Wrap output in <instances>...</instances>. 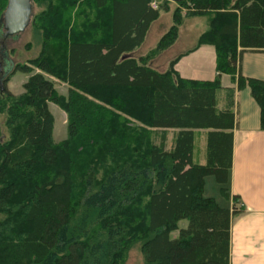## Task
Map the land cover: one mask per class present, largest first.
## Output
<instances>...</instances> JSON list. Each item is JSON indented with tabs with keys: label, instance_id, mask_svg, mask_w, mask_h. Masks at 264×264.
<instances>
[{
	"label": "trees",
	"instance_id": "trees-1",
	"mask_svg": "<svg viewBox=\"0 0 264 264\" xmlns=\"http://www.w3.org/2000/svg\"><path fill=\"white\" fill-rule=\"evenodd\" d=\"M33 1L45 6L31 20L40 51L0 72V264H125L133 245L146 264H229L239 211L205 197L204 178L225 184L232 163L234 90L220 109L222 74L249 87L264 130V80L239 69L243 50L264 49V0H181L172 10L168 0ZM181 7L209 20L194 47H215L211 81L181 78L180 55L164 71L150 64L177 39ZM162 10L171 25L132 55ZM16 71L27 75L17 94ZM49 102L67 114L60 141ZM199 129L203 164L193 160Z\"/></svg>",
	"mask_w": 264,
	"mask_h": 264
},
{
	"label": "crops",
	"instance_id": "crops-1",
	"mask_svg": "<svg viewBox=\"0 0 264 264\" xmlns=\"http://www.w3.org/2000/svg\"><path fill=\"white\" fill-rule=\"evenodd\" d=\"M208 27V19L202 24L185 19L179 26L177 39L167 48L172 49V55L165 63L161 60L160 54L167 49L162 51L150 60L151 66L157 71H164L168 61L180 55L174 64V69L181 78L197 81L213 80L216 75L215 47L210 43H201L194 47L200 35ZM142 45L143 43L140 46ZM139 47L131 54L141 55L138 52ZM239 69L245 77L264 80V49L243 50L239 59ZM228 89L234 90L232 110L235 117L232 163L228 171V180L221 186L226 188L228 196L223 203L215 194L207 193L208 179L211 175L204 178L203 195L213 197L221 207L230 210L235 207L239 211L231 218L229 264H264V130L260 127V108L248 86L238 89L235 80L224 73L221 75V88L217 92L220 109L227 105ZM172 132L168 136L169 140ZM205 133L206 130H195L193 155L196 151V138L201 140L196 152L198 162L194 157L193 160L200 164L205 163L206 160ZM233 197H236L235 201Z\"/></svg>",
	"mask_w": 264,
	"mask_h": 264
},
{
	"label": "rangeland",
	"instance_id": "rangeland-1",
	"mask_svg": "<svg viewBox=\"0 0 264 264\" xmlns=\"http://www.w3.org/2000/svg\"><path fill=\"white\" fill-rule=\"evenodd\" d=\"M159 4H164L166 0H158ZM170 1V0H168ZM176 5L175 2L170 1L169 7L172 10ZM45 6L37 4L32 0V14L29 25L25 28L24 31L4 37L3 32L4 29L0 31V72L1 74H8L11 72L14 65L18 62H24L28 61L29 59H32L36 57L40 51V35H36L33 27L31 25L32 17L38 13L40 10H42ZM171 10L168 11H161L160 16L157 20H155L148 32L146 39L143 42V45L139 47L138 52L140 54H144L148 52L153 45L155 44L156 40L159 38V36L166 31V29L171 25L172 23V15ZM182 22L186 20L193 21L197 24H202L207 20V17L203 16H194V15H186V11L183 7L180 9ZM180 26V25H179ZM198 26V25H197ZM203 29V26L201 27V30ZM200 30V31H201ZM194 31V30H192ZM194 33H196L194 31ZM195 35V34H194ZM4 37L5 39H2ZM193 37V34H192ZM2 41V42H1ZM28 47V48H27ZM159 55V54H157ZM172 55V49H167L166 51L162 52L160 54V58L162 61L166 63V61L169 59V57ZM159 58V57H158ZM159 65L160 63L157 62ZM27 75L23 72L16 71L8 81V87L9 89L17 94L23 91L22 84L26 80ZM55 88L58 93L60 94H66L67 90V84L64 82H60L58 80H55ZM50 111L52 112L54 116V139L56 141H60L66 137V122H67V114L66 112L57 104H54L52 102H49ZM172 131H169L168 136L171 135ZM200 140L198 137L195 140V146L196 151L193 155L194 160L196 161L197 158V150L200 145ZM198 162V161H196ZM208 179L209 184L207 187V193L215 194L216 197H218L221 202H225V197H223L220 194V187L221 184H218L212 176ZM187 223V220L181 219L179 221V226H185ZM177 234V230L173 231V234ZM125 264H146L143 252L139 249L138 245H133L127 252L126 258H125Z\"/></svg>",
	"mask_w": 264,
	"mask_h": 264
},
{
	"label": "water",
	"instance_id": "water-1",
	"mask_svg": "<svg viewBox=\"0 0 264 264\" xmlns=\"http://www.w3.org/2000/svg\"><path fill=\"white\" fill-rule=\"evenodd\" d=\"M31 14L32 0H8L1 19L3 36L6 38L24 31L30 23Z\"/></svg>",
	"mask_w": 264,
	"mask_h": 264
},
{
	"label": "built area",
	"instance_id": "built-area-1",
	"mask_svg": "<svg viewBox=\"0 0 264 264\" xmlns=\"http://www.w3.org/2000/svg\"><path fill=\"white\" fill-rule=\"evenodd\" d=\"M150 5L152 8H157L159 6V1L158 0H151Z\"/></svg>",
	"mask_w": 264,
	"mask_h": 264
},
{
	"label": "flooded vegetation",
	"instance_id": "flooded-vegetation-1",
	"mask_svg": "<svg viewBox=\"0 0 264 264\" xmlns=\"http://www.w3.org/2000/svg\"><path fill=\"white\" fill-rule=\"evenodd\" d=\"M2 39H5L4 37H2ZM2 42V41H1Z\"/></svg>",
	"mask_w": 264,
	"mask_h": 264
}]
</instances>
